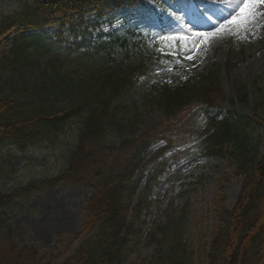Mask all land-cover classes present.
Masks as SVG:
<instances>
[{"label": "trees", "instance_id": "16d2710c", "mask_svg": "<svg viewBox=\"0 0 264 264\" xmlns=\"http://www.w3.org/2000/svg\"><path fill=\"white\" fill-rule=\"evenodd\" d=\"M31 1L14 15L0 19V37L14 26L41 30L59 0ZM72 22L73 33L80 32L78 23ZM135 36H112L108 42L87 45L83 52L76 45L73 53L67 51L71 56L64 59L33 47L47 41L41 30L30 37L32 44L16 40L11 50L1 53L0 143L11 141L21 149L38 146L77 119L80 122L73 133L75 143L66 169L21 191L0 194V208L58 184H81L93 191L79 234L62 244L57 255L22 247L18 255L26 254V260L21 264L124 263L129 236L139 237L142 226L136 225L149 210V201L145 200L149 189L144 186L138 191L144 155L152 142L171 141L177 124L199 104L206 119L200 142L202 153L233 161L234 173L245 176L237 202L232 209L224 207L225 195L220 187L210 241L197 250L185 236V214L164 210L156 231L145 237L156 245L152 256L131 264H264V152L248 135L251 127L261 125V120L238 116L231 110L216 119L220 108L214 103L221 92L213 70L198 83L164 88L157 103L160 120L136 137L109 142L111 134L117 128L122 130L128 119L124 104L138 76L161 62L156 59L157 45L144 36ZM238 91V99L244 104L246 95L243 89ZM263 110L264 101L256 102L254 112ZM89 234L71 256L58 263L80 235Z\"/></svg>", "mask_w": 264, "mask_h": 264}, {"label": "rangeland", "instance_id": "374dc122", "mask_svg": "<svg viewBox=\"0 0 264 264\" xmlns=\"http://www.w3.org/2000/svg\"><path fill=\"white\" fill-rule=\"evenodd\" d=\"M17 2L18 0H0V14L15 10ZM240 3L241 0H142L140 5L143 13L139 16L136 9L131 11L136 14L131 15L129 20L137 22L142 29L153 25L152 19L144 17L152 12L163 13L164 18L175 20L177 25L173 22L174 28L179 32L183 27L191 26V21L207 25L203 29L188 28L189 32H195L198 37L191 43L187 56L190 61L186 65H182L180 69L165 67L155 70L139 80L134 99L135 103L141 104L140 112L137 113L139 121L147 122L150 115L157 117L150 107H143V101L149 96H157L161 85L175 86L188 78H196L198 72L211 63L219 66L222 72L224 98L220 104L229 105V100L235 99L232 85L234 80L246 87L249 100H252L254 93L264 95V4L255 8L254 14L245 23L226 24V20L236 15ZM90 17L94 19L93 14ZM122 18L117 13L111 27L118 28ZM221 25L224 28L217 31ZM109 26L107 22H103L102 30H108ZM164 28L167 26L162 29ZM231 45H237L243 55L235 58L230 71L225 72L227 50ZM235 109L244 113L238 106ZM199 119L200 115L194 113L185 122L184 133L189 134L193 128L201 126ZM72 128L75 131L76 121ZM70 130H67L65 136H59L55 143L47 142L42 147H32L25 152L16 150L13 146L4 147L0 152V192L6 194L26 183L57 174L62 169L64 154L73 145ZM260 134L264 145V126ZM118 137L119 134L114 132L108 140L115 141ZM182 156L180 154L170 158V153H167L149 165L148 171H153L155 177L151 192H154L156 200L162 199L163 202L167 196L177 191L184 192L183 195L189 198L186 213L190 216V234L197 239L203 236L207 224L212 223L213 201L217 194L214 185L219 174H225V164L216 159H199L186 163ZM168 157L170 159L165 161ZM161 164L163 168L159 170ZM199 173L204 176L200 183L181 186L182 182L191 180L186 176ZM238 185L239 180H232L227 184L231 201L235 198ZM89 194L88 189L80 186L59 185L20 198L9 207L1 208L0 264H21L25 261L26 254H22L20 259L18 255L23 246L58 254L60 242L68 240L80 227L83 221L82 210ZM150 250L151 246L138 241L129 257L146 255Z\"/></svg>", "mask_w": 264, "mask_h": 264}, {"label": "snow or ice", "instance_id": "6c2138e0", "mask_svg": "<svg viewBox=\"0 0 264 264\" xmlns=\"http://www.w3.org/2000/svg\"><path fill=\"white\" fill-rule=\"evenodd\" d=\"M264 4V0H241V3L238 5V12L236 15H233L230 20H226V24H236V23H245L249 17H251L254 12L253 10L258 6ZM224 28V25H221L217 31H220ZM201 35H211V34H201ZM192 59V57H189Z\"/></svg>", "mask_w": 264, "mask_h": 264}]
</instances>
